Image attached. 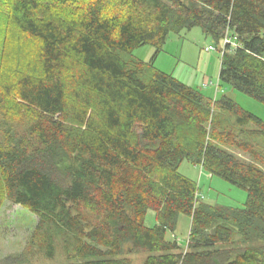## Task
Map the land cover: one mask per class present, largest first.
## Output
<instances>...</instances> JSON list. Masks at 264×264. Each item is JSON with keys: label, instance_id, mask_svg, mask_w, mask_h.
<instances>
[{"label": "trees", "instance_id": "1", "mask_svg": "<svg viewBox=\"0 0 264 264\" xmlns=\"http://www.w3.org/2000/svg\"><path fill=\"white\" fill-rule=\"evenodd\" d=\"M4 4L7 23L36 42V59L0 84V107L13 95L34 114L21 135L7 131L0 177L6 199L37 217L46 255L60 239L73 255L64 264H130L125 245L147 253L142 264H264V171L209 142L206 130L219 112L264 139V122L154 67L170 35L200 28L223 45L219 82L264 105V0ZM144 45L155 49L147 62L132 55ZM210 137L217 140L214 130ZM235 146L254 153L246 142ZM185 160L245 190L244 207L201 202L178 171ZM180 216L191 220L186 251L166 238Z\"/></svg>", "mask_w": 264, "mask_h": 264}, {"label": "rangeland", "instance_id": "2", "mask_svg": "<svg viewBox=\"0 0 264 264\" xmlns=\"http://www.w3.org/2000/svg\"><path fill=\"white\" fill-rule=\"evenodd\" d=\"M5 0H0V84L5 81L14 82L21 72H26L34 65L36 59V42L17 34L13 26L6 21ZM49 3L52 0H38ZM60 3L62 9L81 6L86 0H54ZM212 47L214 50L206 51ZM223 45L216 44L205 36L200 28L183 31L180 35H170L162 50L154 60V67L183 85L200 92L211 103L222 96L230 97L241 108L259 117L264 122V105L233 89L230 85L219 82V67ZM155 49L144 45L133 51L132 55L142 61H149ZM216 86L218 88L216 89ZM73 128L77 125L66 119ZM34 122V114L25 106L19 104L13 95H8L4 105L0 107V145L3 144L6 133L11 130L14 136L21 135L23 130ZM207 140L217 143L227 149L239 160L250 162L264 171V139L252 135L247 130L234 127L230 118L215 112L213 119L207 124ZM213 130L217 140L210 137ZM235 142H246L253 154L235 146ZM178 171L196 185L197 197L201 202L230 208H243L247 193L240 187L228 181L209 174L202 166L183 161ZM90 220L91 216L87 215ZM38 219L27 208L15 205L6 199L0 177V264L8 257H18L23 264H64L69 261L60 239L55 240L52 258L46 255L44 238L37 228ZM156 224L155 215L148 211L144 217V225L152 227ZM191 220L188 217L178 218L175 232L167 233L168 240H176L187 250V239ZM239 237H235L238 241ZM72 254V252L70 251ZM123 257L130 264H142L147 253L132 251L129 245L123 247Z\"/></svg>", "mask_w": 264, "mask_h": 264}, {"label": "built area", "instance_id": "3", "mask_svg": "<svg viewBox=\"0 0 264 264\" xmlns=\"http://www.w3.org/2000/svg\"><path fill=\"white\" fill-rule=\"evenodd\" d=\"M227 43L231 46V48H235L236 47V44H235L234 40H231L230 38H225L224 44H227ZM205 49H206V51L214 50V48H212V47H207ZM216 89H217V86H216Z\"/></svg>", "mask_w": 264, "mask_h": 264}, {"label": "crops", "instance_id": "4", "mask_svg": "<svg viewBox=\"0 0 264 264\" xmlns=\"http://www.w3.org/2000/svg\"><path fill=\"white\" fill-rule=\"evenodd\" d=\"M153 213H154V212H153ZM154 215H155V213H154ZM155 219H156V218H155ZM153 226H154V225H153ZM153 226H152V227H153ZM150 228H151V227H150Z\"/></svg>", "mask_w": 264, "mask_h": 264}]
</instances>
